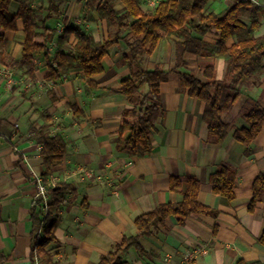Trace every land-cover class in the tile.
I'll use <instances>...</instances> for the list:
<instances>
[{
	"label": "crops",
	"instance_id": "1",
	"mask_svg": "<svg viewBox=\"0 0 264 264\" xmlns=\"http://www.w3.org/2000/svg\"><path fill=\"white\" fill-rule=\"evenodd\" d=\"M155 1L143 0L142 7L153 10L158 5ZM233 1L211 0L208 7L220 13ZM51 2L59 7L58 13L51 12ZM223 5L226 7L220 9ZM32 6L44 9L42 23L51 15L46 26L55 32L54 38L47 42L40 36L36 40L47 42L51 58L66 25L80 27L96 41L107 40L115 32L99 20L94 9L76 0H43ZM11 9L17 13L19 3H13ZM38 22L41 24L40 16ZM17 24L16 32L0 28L10 63L23 60L26 35L23 22ZM262 34L264 20L258 35ZM217 38L214 31L204 40L215 43ZM177 41L172 38L159 43L146 68L163 64L171 69ZM75 42L74 38L70 41L72 45ZM127 50L123 41L111 47L103 61L104 72L90 79L74 70L56 82L48 81L44 53L35 55L23 68L0 63V264H29L33 240L41 234L33 227L31 215L35 177L44 174L38 143L43 126L49 136H61L67 143L63 163L47 182L69 183L77 190L76 197L67 196L60 209L55 233L58 242L48 247L56 264H98L124 236L136 234L138 217L159 205L181 202L182 194L170 189L172 177L198 180L199 201L215 215H191L183 226L170 217L164 227L140 241L151 256L143 257L131 249L124 257L125 264H264V245L260 243L264 196L253 212L248 209L254 181L264 173V124L249 147L233 136L236 129L248 127L241 115L249 100L264 106V74L243 88L241 97L224 115L231 128L226 140L215 144L209 141L203 120L205 104L183 93L179 77L171 73L161 85L165 115L155 122L152 153L135 158L116 149L122 115L132 108L118 92L121 81L130 77L129 69L121 64ZM185 58L187 65L181 71L214 66L217 79L225 78L223 60L192 54ZM222 166L236 172L231 201L215 194L210 183L211 175Z\"/></svg>",
	"mask_w": 264,
	"mask_h": 264
},
{
	"label": "trees",
	"instance_id": "2",
	"mask_svg": "<svg viewBox=\"0 0 264 264\" xmlns=\"http://www.w3.org/2000/svg\"><path fill=\"white\" fill-rule=\"evenodd\" d=\"M76 1L94 9L100 21L105 22L108 28L115 29L114 34L107 40L96 41L80 27L66 25L56 40L57 49L51 58L46 45L55 34L46 26L51 15L40 24L38 17L44 9L33 7L31 0H0V28L5 32H16L17 22L21 20L26 35L23 60L18 63L8 61L5 53L7 41L4 35H0V63L12 69L23 68L35 55L44 53L49 71L46 77L48 81L56 82L74 70H80L86 79H90L104 72L103 61L109 49L123 41L128 50L121 64L129 69L130 77L121 81L118 92L127 98L132 108L125 111L121 118L116 144L118 152L135 158L152 153L155 122L165 115L161 85L167 82L171 73L179 77L183 93L205 104L203 120L207 124L209 141L222 144L226 140L231 125L224 120V115L231 111L241 97L243 88L264 74V34L258 35L264 20L262 6H255L250 1L234 0L222 12L215 13L208 7L211 0H162L153 10H145L142 7L143 0ZM15 2L19 3L17 13L11 9ZM50 5L52 13L59 12L54 2ZM40 30L43 32L40 33ZM214 31L218 34L216 42L205 41L204 38ZM40 36H45L47 42L37 43ZM72 38L76 42L72 50H67L66 46L71 44ZM172 38L178 39L175 42L173 67L167 70L163 64H156L153 69H147L145 63L159 43ZM187 54L223 60L226 64L225 78L217 79L214 66L200 68L201 77L181 71L187 65ZM241 116L248 127L236 129L233 136L239 143L249 147L261 134L264 106L258 101L249 100ZM45 129L46 126H43L39 132L38 143L42 146L43 180L47 182L53 170L63 163L67 155V143L61 136H49L44 132ZM236 182V172L226 166L219 167L210 177L213 192L230 201L235 198ZM170 189L181 193L183 200L159 205L138 217L135 221L136 234L124 236L112 252L100 258L98 264H125L124 257L131 249L149 258L151 255L144 250L141 239L164 227L170 217L183 226L191 215H215L213 210L199 201L198 180L172 177ZM76 195L77 190L72 184L58 183L54 189H50L46 212L43 211L42 201H35L31 220L33 227L39 228L41 234L33 240L32 259L38 257L41 264H56L48 247L58 242L55 233L60 225L61 207L68 201L67 196ZM263 196L264 173L254 181L248 206L250 212L255 210ZM260 243L264 245V234Z\"/></svg>",
	"mask_w": 264,
	"mask_h": 264
},
{
	"label": "built area",
	"instance_id": "3",
	"mask_svg": "<svg viewBox=\"0 0 264 264\" xmlns=\"http://www.w3.org/2000/svg\"><path fill=\"white\" fill-rule=\"evenodd\" d=\"M250 1L255 6H262L264 8V4L261 3L260 0H243ZM42 148V147H41ZM36 194L35 201H42L43 203V211L46 212L48 207L47 204L50 200V189H54L56 186V182L54 180H49L45 182L42 177L36 176ZM29 264H41L38 257H34L30 259ZM167 264H171L170 261H167Z\"/></svg>",
	"mask_w": 264,
	"mask_h": 264
},
{
	"label": "rangeland",
	"instance_id": "4",
	"mask_svg": "<svg viewBox=\"0 0 264 264\" xmlns=\"http://www.w3.org/2000/svg\"><path fill=\"white\" fill-rule=\"evenodd\" d=\"M43 0H31V5H34V6H36V4L37 3H39V2H42ZM65 1V0H64ZM162 0H156L155 2H154V5H157L159 2H161ZM66 2H68V1H66ZM261 3L262 4H264V0H261ZM224 7H226V5H223L220 9H223ZM150 10H151V8H150ZM210 11H213V10H211V8L209 9ZM41 15H43V14H41ZM41 15H39L40 16V22H41V24H42V20H43V16H41ZM245 21H246V19H244ZM68 23H70V22H68ZM70 45V46H69ZM69 45H67L66 46V48H67V50H72V48H73V45L72 44H69ZM54 49H53V51H56V46L55 47H53ZM55 53V52H54ZM190 72H192V73H195V74H197L199 77H201V75H200V71H199V69L198 68H195V69H192ZM257 80V78H255V79H253L252 80V82L253 81H256ZM144 91H146V89H144Z\"/></svg>",
	"mask_w": 264,
	"mask_h": 264
}]
</instances>
